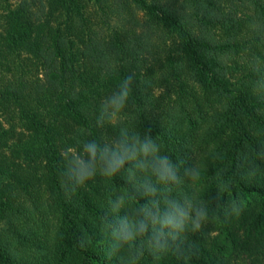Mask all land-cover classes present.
Returning <instances> with one entry per match:
<instances>
[{
  "label": "trees",
  "instance_id": "16d2710c",
  "mask_svg": "<svg viewBox=\"0 0 264 264\" xmlns=\"http://www.w3.org/2000/svg\"><path fill=\"white\" fill-rule=\"evenodd\" d=\"M130 74L127 106L98 123ZM121 130L149 134L181 177L198 166L172 194L211 212L183 257L146 250L138 264H264V0H0V264H131L107 255L109 202L124 196L132 215L163 186L135 162L113 177L97 162L64 187L83 144ZM230 201L243 210L225 217Z\"/></svg>",
  "mask_w": 264,
  "mask_h": 264
},
{
  "label": "clouds",
  "instance_id": "9594fccd",
  "mask_svg": "<svg viewBox=\"0 0 264 264\" xmlns=\"http://www.w3.org/2000/svg\"><path fill=\"white\" fill-rule=\"evenodd\" d=\"M133 77V74L123 77L116 90L101 103L98 123L110 113L119 112L127 106L133 91ZM83 153L87 159L79 153L71 158L66 172L68 179L64 183L67 192L94 178L97 162L105 177H113L125 163L135 162L136 168L151 173L163 186V191L158 192L156 186L149 183L147 195H158L160 199H149L148 203L138 205L131 210L132 215L119 214L124 207V196H117L115 201L109 202L113 215L106 217L103 225L109 235L108 257L123 251L130 257L131 264H138L146 250L153 255L171 251L183 257L186 232L199 231L211 212L205 201L194 202L187 194L173 196L172 186L179 185L184 178H197L199 167L185 168L181 177L182 162L173 164L167 155H161L159 144L149 134L141 139L139 133L128 137L123 130L121 139L112 145H101L95 140L85 142ZM260 172L257 166L249 165L242 177L253 179ZM242 210L238 201H230L225 203L223 215H238ZM79 243L85 247L86 238L81 237Z\"/></svg>",
  "mask_w": 264,
  "mask_h": 264
},
{
  "label": "rangeland",
  "instance_id": "374dc122",
  "mask_svg": "<svg viewBox=\"0 0 264 264\" xmlns=\"http://www.w3.org/2000/svg\"><path fill=\"white\" fill-rule=\"evenodd\" d=\"M138 18H140L141 20H143L144 19L143 13H138ZM157 93L159 94V91H157Z\"/></svg>",
  "mask_w": 264,
  "mask_h": 264
}]
</instances>
